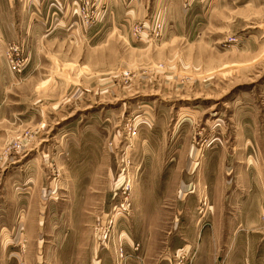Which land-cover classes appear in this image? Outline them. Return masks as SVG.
<instances>
[{
    "label": "rangeland",
    "instance_id": "374dc122",
    "mask_svg": "<svg viewBox=\"0 0 264 264\" xmlns=\"http://www.w3.org/2000/svg\"><path fill=\"white\" fill-rule=\"evenodd\" d=\"M263 212L264 0H0V264H216Z\"/></svg>",
    "mask_w": 264,
    "mask_h": 264
},
{
    "label": "crops",
    "instance_id": "0c3cea01",
    "mask_svg": "<svg viewBox=\"0 0 264 264\" xmlns=\"http://www.w3.org/2000/svg\"><path fill=\"white\" fill-rule=\"evenodd\" d=\"M245 177L250 181L249 176ZM249 181L247 184L251 188ZM245 206L246 203H236L233 207L237 211H246ZM214 227L211 245L206 244V237H202L199 246L202 253L213 250L216 264H264V226L260 220L246 216L217 220Z\"/></svg>",
    "mask_w": 264,
    "mask_h": 264
},
{
    "label": "built area",
    "instance_id": "2783aa9c",
    "mask_svg": "<svg viewBox=\"0 0 264 264\" xmlns=\"http://www.w3.org/2000/svg\"><path fill=\"white\" fill-rule=\"evenodd\" d=\"M261 219H262V222L264 223V212L262 213V218Z\"/></svg>",
    "mask_w": 264,
    "mask_h": 264
}]
</instances>
